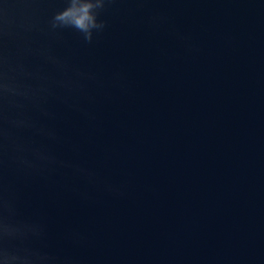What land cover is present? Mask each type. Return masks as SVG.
<instances>
[{"label": "water", "instance_id": "obj_1", "mask_svg": "<svg viewBox=\"0 0 264 264\" xmlns=\"http://www.w3.org/2000/svg\"><path fill=\"white\" fill-rule=\"evenodd\" d=\"M0 264H264V0H0Z\"/></svg>", "mask_w": 264, "mask_h": 264}]
</instances>
